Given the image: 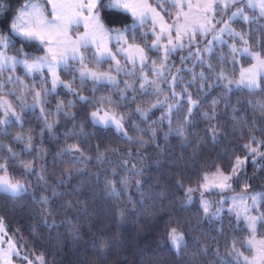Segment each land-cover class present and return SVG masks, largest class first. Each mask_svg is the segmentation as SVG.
Instances as JSON below:
<instances>
[{
    "label": "trees",
    "instance_id": "16d2710c",
    "mask_svg": "<svg viewBox=\"0 0 264 264\" xmlns=\"http://www.w3.org/2000/svg\"><path fill=\"white\" fill-rule=\"evenodd\" d=\"M150 1L172 23L177 12L171 2L164 1L161 8L155 0ZM25 2L7 0L11 11L6 15L10 18ZM243 4L244 0H236L225 6L214 17L219 21L215 28L229 22L234 32L248 41V47L264 55V17L259 11L245 6L247 20L231 18ZM101 19L107 28L121 30L134 20L130 14L107 10ZM6 27L0 24V29ZM151 29L152 25L147 24L136 32L135 43L146 50L153 39ZM141 33L148 34L144 40L140 39ZM223 39L225 44H217L210 33L197 35L198 52L195 47L178 49L164 61L169 69L167 75L178 77L175 91L182 96L186 89L198 100L199 107L193 110L187 124L183 115L178 117V110H174L170 126L169 114L161 107H152L165 98L167 103H173L168 89L170 79H164L160 96H144L139 88L143 82L139 71L135 77L119 73L115 86L94 84L89 79L81 83L73 70L78 65L70 61L69 70L60 69L58 73L76 95L58 87L55 94L45 98L43 116L52 125L49 131L41 119L40 106L35 110L30 107L36 103L32 91L41 89L38 79L26 76L21 67L0 74V83L4 84L0 96L12 105L22 122L0 125V153L5 159L7 149L16 153L15 169L10 167V172L26 188L18 195L0 192V219L8 236L17 239L22 258L40 257V264H250L244 260L250 255V230L244 220L227 210L213 217L203 211L198 192L191 194V201L186 192L216 166L228 170L237 156L248 159L239 176L231 181L232 187L205 196L214 199L243 188L251 192L264 190V156L253 157L241 147L251 144L264 152V91L250 92L235 86L241 68L254 60L242 55L237 59L230 51V45L238 51L245 46L239 37L227 34ZM129 42H133L131 37ZM209 42L211 52L204 50ZM21 46L19 39L15 40L8 54L16 55ZM23 49L31 56L45 53L38 43L23 45ZM189 52L203 56L204 64L196 56L189 57ZM148 55L156 60L153 67L163 71L158 55ZM110 65L112 62H102L89 67L106 69ZM144 71L154 74L148 68ZM200 71L205 73L204 80L199 79ZM220 73L233 81L231 90L221 86L227 80H218ZM9 76L19 77L20 83H5ZM125 83L131 87L126 89ZM146 89L151 91L150 87ZM101 104L123 117V134L114 127L92 123L91 112ZM57 105H62L63 110L53 115ZM186 109L187 105L183 111ZM177 128H183V136L175 134ZM18 136L24 139L17 141ZM29 136L30 149L26 143ZM253 137L259 144L252 143ZM69 145L79 151H66ZM21 163H31V173L21 168ZM121 180H126L127 185ZM109 181H115L119 197L112 193ZM259 208L264 213V201ZM169 225L184 234V246L179 250L166 234ZM256 233L264 237V228L259 225Z\"/></svg>",
    "mask_w": 264,
    "mask_h": 264
},
{
    "label": "snow or ice",
    "instance_id": "6c2138e0",
    "mask_svg": "<svg viewBox=\"0 0 264 264\" xmlns=\"http://www.w3.org/2000/svg\"><path fill=\"white\" fill-rule=\"evenodd\" d=\"M45 4H51V11L49 14L45 13L44 8L37 0H26V2L18 8L15 13L9 18L6 13L10 12V8L7 4V0H0V24H5L6 29H0V74L5 71L14 72L17 67H21L24 70L26 76H30L34 81L38 79L41 85L40 91H32L33 99L36 103L30 107L32 110L39 105L41 112V119L45 121V127L51 131L52 125L47 122L46 117L43 116L45 109L43 104L47 103L45 99L48 95L55 94L58 87L71 91L73 95L76 93L71 88L70 83H66L61 80L58 75V70L63 69L68 71L70 68L69 62H75L78 67L73 70L79 74L81 83L91 79L93 83H107L116 85L115 79L107 73H98L89 68V65H99L102 62L111 63L115 61V71L119 74L124 73L125 76H134L137 71L140 72V79L143 81L139 88L142 90L144 96H160L161 90L158 84L154 81H149L147 75L144 73V69L148 68L154 75L163 79L171 80L168 83V89L171 90L174 97L173 103H167L165 98L164 103L153 104L152 107H161L169 114L168 123L171 126L170 114L174 110L177 111V116L183 115L184 123H189V117L193 115V110L198 109V100H194L190 93L184 89V95H180L175 91V86L178 80L177 76L169 77L167 75L169 69L164 61L172 53L178 49L184 48H197L196 36H205L219 21H214V17L218 12H222L225 6H230L221 3H217V0H196L193 4L192 0H171V7L176 10L177 14L175 20L172 23H168L164 20V17L160 13L152 8L147 0H44ZM235 2V0H231ZM248 7L253 11H259L260 16L264 17V0H244V4L239 8L237 12L232 13V19L239 17L242 20H247L248 17L243 13V7ZM158 7H163V4L158 0ZM187 9V11H185ZM107 11H115L117 14H130L134 20L131 26L124 29H109L104 25L101 19L102 13ZM87 13L85 15L84 13ZM50 16V18H49ZM83 24L85 32L83 35L77 33V39L72 40L69 33L72 31L73 26L78 29ZM151 24V35L153 37L152 43L145 47L135 43L137 39L136 32L140 30L144 25ZM227 32L230 36L239 37L245 47L240 50L242 56H247L256 61L251 68H241L239 71V79L235 81L237 88L243 86V88L250 92L257 90L264 91V55L261 51H252L247 47L248 41L237 32H234L227 23L222 28L212 31V40L217 41L218 44H225L226 41L220 39V36ZM148 34L141 33L140 39L144 40ZM108 36L114 43L117 49L116 54L107 49L102 43L99 37ZM131 37L132 43L129 42ZM19 39L21 47L17 49L16 55H9L8 50L10 47H14V41ZM38 43L41 50L45 52L43 56H31L25 52L23 45ZM230 51L236 53L237 49L234 45H230ZM93 48L92 51H89ZM205 51H213L211 42L204 47ZM148 52H154L161 60V66L163 71L154 68L156 60H152L148 55ZM162 52V56L160 55ZM117 54L121 55L126 63L131 64V68L125 70L120 67V61L116 59ZM189 57L196 56L197 61L200 64H204V61L194 53L189 52ZM19 57V58H18ZM234 63H235V57ZM211 68V65H208ZM190 71V70H189ZM38 74V76H37ZM47 74V76H46ZM200 80H204L203 73L199 76ZM218 80H227V77L220 73L217 77ZM5 83L19 84V77L9 76ZM50 87H45L49 85ZM148 84L151 91L144 88V85ZM233 81L227 80V84L221 86L231 90ZM4 87L3 83H0V89ZM131 87L125 83V88ZM43 93V96H42ZM178 98V99H175ZM84 100V97H79ZM179 100H183L184 104L179 103ZM107 103H111L108 101ZM185 105H187L186 112H184ZM22 107H24L22 105ZM63 110L62 105H57L56 112L53 115H58ZM137 111H140L137 109ZM67 115V113H65ZM146 119V114H142ZM0 116L4 119L0 120L2 124L21 123L20 117L12 109V105L4 100L0 101ZM91 120L94 125L102 127H115V129L123 134V117L117 116V114L110 109H107L105 105L101 104L95 111L91 112ZM171 131V127H170ZM42 134V132H41ZM175 134L183 136V128L175 129ZM155 136V131L151 133ZM23 137H16L17 141L23 140ZM27 148L30 149L32 145V137L27 138ZM253 144H259L255 138H252ZM143 146V144H141ZM243 149H247L248 153L253 157L255 155L264 156V152H258L257 147L249 145H242ZM76 149L75 145H69L66 151L71 152L72 149ZM27 150V149H26ZM8 156L5 159L3 154L0 153V192L10 193L12 195H18L23 191H26L25 185L19 180L14 179L10 167L15 169V161L17 155L10 148L7 149ZM103 155L102 153L100 154ZM248 156L243 159L237 156L234 159L231 167L225 170L219 166L214 168L211 173V178L208 173L201 176V182L195 187H188L186 192L188 199L191 201V194L198 192L201 198V205L203 211L208 213L211 208V203L205 198V193L213 192L214 190H227L232 187L231 181L239 176L243 170ZM21 168L27 170L28 173L32 171L31 163L20 164ZM120 183L127 185L126 180H121ZM112 186V193L119 197V193L115 189V181H109ZM182 187V185H181ZM247 187V185H245ZM55 194V193H54ZM44 203H47V198H43ZM233 205L244 204L243 212L244 218L248 222V228L250 229V235L252 239L248 241L250 247L255 248L257 255L253 258L254 262L258 261L259 264H264V240H260L254 243L255 234L257 231V224L264 228V213L258 211V201H264V193H256L252 195H242L231 198ZM251 200L252 204L250 208L247 206V201ZM224 210V205L221 203L220 207L212 212L213 217L218 218L219 213ZM234 209H229L233 211ZM251 210H257V215L253 216L250 213ZM237 216L240 215V209H235ZM0 232L4 235H0V243L4 242L6 230L3 228L2 220H0ZM167 236L172 246L179 250L184 246V234L179 231L178 227L169 225ZM8 251L0 250V264H11L9 260L10 255L19 256L20 253L15 247V242L9 237L7 240ZM233 247H235L233 245ZM242 255V254H241ZM23 259L27 261V264H33L31 260H28L27 256ZM42 260V258H39ZM247 262L248 257H244Z\"/></svg>",
    "mask_w": 264,
    "mask_h": 264
},
{
    "label": "rangeland",
    "instance_id": "374dc122",
    "mask_svg": "<svg viewBox=\"0 0 264 264\" xmlns=\"http://www.w3.org/2000/svg\"><path fill=\"white\" fill-rule=\"evenodd\" d=\"M157 3H158V0H155ZM164 1H169V2H171V0H160V3H162V4H164L163 2ZM236 1V0H235ZM192 2H193V4H195L196 3V0H192ZM221 2H223V4H225V5H228V4H230V3H232L231 2V0H217V3L219 4V3H221ZM185 11H187V9H185ZM176 17V16H175ZM175 20V18L172 20V22ZM213 22H215V20L213 21ZM227 24H228V26L233 30V31H235L232 27H231V25L229 24V22H226ZM225 24V23H224ZM224 24H223V26H224ZM222 26V27H223ZM222 27H216V28H213L210 32H208V33H210V35H211V38H212V31H216L217 29H219V28H222ZM224 35H227V32H225L224 34H222L221 36H220V39H222V40H224L223 38H224ZM215 43H217V41H215ZM214 43V44H215ZM138 44V43H137ZM218 44V43H217ZM217 44H215V45H217ZM215 45H213V46H215ZM142 46V45H141ZM235 46V45H234ZM236 47V46H235ZM245 46H243L240 50H242L243 48H244ZM248 47V46H247ZM250 50H252V51H255V50H253L252 48H250V47H248ZM239 50V51H240ZM238 50H237V52L236 53H234L235 54V57L238 59L239 57H240V52H239ZM111 52H113L114 54H116V52H117V49L116 48H112L111 49ZM223 57L224 56H221V58L223 59ZM231 59H233L234 58V56L232 55L231 57H230ZM116 59L117 60H119L120 61V67L121 68H123V69H125V70H127V69H129V68H131L132 66H131V64H128V63H126V64H124V62H125V60L123 59V57L121 56V55H119V54H117V56H116ZM200 59H203V56H200ZM231 62H232V60H231ZM89 68H91V67H89ZM155 68V67H154ZM93 71H96V72H98V73H107V74H109L110 76H112L114 79H115V81L117 82L116 83V85L118 84V82H119V75H118V73L115 71V61H113L112 62V65H110V66H107L106 67V69H100V68H95V67H92L91 68ZM156 69H158V68H156ZM160 70V69H159ZM192 70V69H191ZM190 70V71H191ZM162 71V70H161ZM189 71V72H190ZM121 73H123V72H121ZM144 73L147 75V77H148V80L149 81H154L156 84H158L159 85V87H160V90L162 91L163 90V84H164V82H165V80L163 79V78H161V77H159V76H156V75H154V74H152V75H149V73L147 72V71H144ZM201 73H203V71H200L199 72V75L201 74ZM141 74H139V76H140ZM203 75H205V73L203 74ZM135 77V76H134ZM133 77V78H134ZM61 79V78H60ZM62 80V79H61ZM89 80H91V79H89ZM156 80H158V81H156ZM92 81V80H91ZM67 83V82H66ZM170 83V82H169ZM102 84H107V83H102ZM107 85H110V86H114V85H112V84H107ZM147 87H149V85L148 84H145L144 85V88L146 89ZM4 100H6V98L4 97V96H0V101H4ZM7 101V100H6ZM165 101H161L160 103H164ZM114 112V111H113ZM117 114V113H116ZM19 116V115H18ZM117 116H121V115H119V114H117ZM2 119H4V117H2ZM1 119V120H2ZM122 123H123V126H124V120L122 121ZM115 128V127H114ZM123 132H125V128L123 127ZM209 176H210V178H211V174H209ZM21 182V181H20ZM22 183V182H21ZM231 183V182H230ZM215 192L217 191L218 193H220V192H223V191H225V190H214ZM256 193H264V190H261V191H257V192H251V191H249L247 188H243V189H241V190H239V191H237V192H234V193H224L223 195H221L220 197H217V198H214V199H212V198H210V197H206L205 196V198L206 199H208L209 201H210V203H211V208H210V211L208 212L209 214H211L212 215V212H215L219 207H220V205H221V203H223V205H224V210L223 211H221L220 213H219V215L220 214H222L225 210H227V211H229V209H234L233 211H231V213L232 214H234L236 217H238L237 216V214H236V211H235V209H237V208H239L241 211H240V215H239V217L238 218H240V219H242V220H244V222L246 223V225L248 226V222H247V220L244 218V216H245V213L243 212V208L245 207V205L244 204H240L239 202L237 203V205H233V203H232V200H231V198L232 197H237V196H242V195H252V194H256ZM262 201H258L257 203H258V211L261 213V211H260V203H261ZM251 204H252V201L251 200H248L247 201V206L250 208V206H251ZM230 212V211H229ZM249 214H251V215H253V216H255V215H257V210H251L250 211V213ZM1 220V219H0ZM3 223V222H2ZM259 224V223H258ZM257 224V228H258V225ZM3 228L5 229V226H4V224H3ZM6 230V229H5ZM250 230V229H249ZM6 234H7V231H6ZM0 235H4V233H2V232H0ZM8 238H9V236H8V234L5 236V239H4V242L3 243H0V250H3V251H8V245H7V240H8ZM11 238V240L13 241V242H15V247H16V249H17V251L20 253L21 251H20V248H19V246H18V242H17V239L16 238H13V237H10ZM250 239H252V236L250 235L249 237H248V239H247V246H248V248L250 249V255H247V257H248V262L250 263V264H259V262L258 261H255L254 262V260H253V258L257 255V253H256V250H255V248H253V247H250L249 245H248V241L250 240ZM260 240H264V237H259L258 235H257V233L255 234V240H254V243H256V242H258V241H260ZM40 257H37L36 258V260H31V261H33V264H40V263H38V262H40L41 261V259H39ZM22 256H21V254L19 255V256H16V255H10L9 256V260H10V262H11V264H27V261H25V262H22Z\"/></svg>",
    "mask_w": 264,
    "mask_h": 264
},
{
    "label": "crops",
    "instance_id": "0c3cea01",
    "mask_svg": "<svg viewBox=\"0 0 264 264\" xmlns=\"http://www.w3.org/2000/svg\"><path fill=\"white\" fill-rule=\"evenodd\" d=\"M37 2L41 4V6L44 8L46 14H49L50 13V11H51V4H45L44 0H37ZM147 2H148V4L152 8H155L160 13L161 16L164 17V20L165 21H167L166 18H165V16L162 14V12L157 7H155L150 0H147ZM84 14L87 15L86 12ZM49 18H50V16H49ZM85 31L86 30L83 27V24H81L78 29L76 28V26H73V29L69 33V35H70V37H71L72 40H76L77 39V33L79 35H83ZM99 39L102 41V43L104 44V46L107 47V49L111 50L112 48H116L115 43L108 36H102V37H99ZM43 55H45V53L42 54L41 56H43ZM255 63H256V61L254 60L250 65H248V66H246L244 68H251L252 65L255 64ZM58 75H59V73H58ZM238 79H239V76H238ZM241 87H243V86H241Z\"/></svg>",
    "mask_w": 264,
    "mask_h": 264
}]
</instances>
